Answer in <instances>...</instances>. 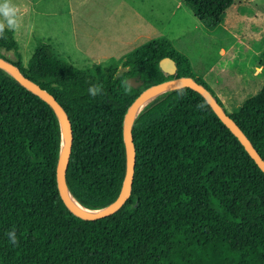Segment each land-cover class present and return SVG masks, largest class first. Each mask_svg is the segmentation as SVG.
<instances>
[{
    "label": "trees",
    "instance_id": "1",
    "mask_svg": "<svg viewBox=\"0 0 264 264\" xmlns=\"http://www.w3.org/2000/svg\"><path fill=\"white\" fill-rule=\"evenodd\" d=\"M233 1L183 0L209 30ZM6 36L0 57L49 92L68 116L66 184L87 209L108 205L119 192L122 119L141 90L189 76L223 107L166 40L144 43L95 74L57 58L47 41H38L23 65L14 32ZM163 57L174 61V75L159 69ZM128 78L140 84L133 88ZM91 84L103 85L105 94L92 98ZM225 112L264 161V83ZM131 134L129 197L109 216L78 218L56 189L60 138L52 109L0 69V264H264V174L197 92L183 87L155 97ZM12 229L16 245L5 235Z\"/></svg>",
    "mask_w": 264,
    "mask_h": 264
},
{
    "label": "rangeland",
    "instance_id": "2",
    "mask_svg": "<svg viewBox=\"0 0 264 264\" xmlns=\"http://www.w3.org/2000/svg\"><path fill=\"white\" fill-rule=\"evenodd\" d=\"M13 3L22 8L21 27L26 29L25 39L23 30L14 36L23 65L38 41L49 42L57 58L95 74L110 63L117 64L126 53L155 40L169 42L174 50L186 56L200 76L209 60L215 61L217 69L227 70L229 76L234 72L246 74L252 65L264 62V41L250 43L248 48L237 47L236 58L227 55L218 59V55L207 51L212 40L207 34L222 42L226 36L219 24L211 30L203 26L194 28L193 15L182 0H13ZM256 4L263 18L264 0H257ZM251 48L259 49V53L254 55ZM3 54L11 61L16 60L12 52ZM227 74H215L217 81L213 75L207 76L206 84L214 94L219 89L226 93L228 85L236 88L240 85L236 80L230 81ZM260 87L261 84L255 89H236V96L242 101L255 95ZM222 105L226 111H233L232 105Z\"/></svg>",
    "mask_w": 264,
    "mask_h": 264
},
{
    "label": "water",
    "instance_id": "3",
    "mask_svg": "<svg viewBox=\"0 0 264 264\" xmlns=\"http://www.w3.org/2000/svg\"><path fill=\"white\" fill-rule=\"evenodd\" d=\"M158 67L163 73L170 76L174 75L176 71V65L174 61L169 57L161 58L158 61ZM0 69L7 73L11 78H13L19 85L39 97L52 109L58 123L60 138L59 150L55 165L56 189L58 192V196L62 201L63 205L66 207V209L78 218L84 220H95L98 218L109 216L116 212L124 204L130 194L132 177L134 172L135 152L131 128L135 118L141 112V110L155 97L167 91L176 90L183 87L190 88L191 90L197 92L205 100V102L215 113L218 119L238 139V141L248 153L250 158L255 162L257 167L264 174V161L258 155L256 150L251 145L250 141L246 138V136L235 124V122L226 114L223 107L218 104L211 92L189 76L172 77L170 79H165L163 81L150 85L141 90V92L132 100V102L126 108L121 125L125 166L119 192L116 198L111 203L99 209H87L81 206L75 200L81 208L87 210L85 211L79 207H76L71 202V197L73 198V196L69 192L65 179V172L72 144V129L66 112L49 92L39 87L38 84L31 81L29 78L25 77L20 72L17 66H15L10 61L4 59L3 57H0ZM126 83L129 86L136 88L140 84V81H137L133 78H128L126 80Z\"/></svg>",
    "mask_w": 264,
    "mask_h": 264
},
{
    "label": "crops",
    "instance_id": "4",
    "mask_svg": "<svg viewBox=\"0 0 264 264\" xmlns=\"http://www.w3.org/2000/svg\"><path fill=\"white\" fill-rule=\"evenodd\" d=\"M256 1L257 0L233 1V3L225 10L221 22L219 23V27L222 29L223 33L226 36L225 42L218 41L216 37L213 36V34L209 33L207 34V36H210L212 40L209 41L210 50L208 49L207 51H211L215 55H218V59L225 58L227 57V55L236 58L238 56V52L235 51L237 47L248 48L250 46V43H263L264 17L262 18V13L259 8H257ZM245 5H247L248 8L245 9ZM19 10L22 16V8H19ZM193 19L194 28L201 29L202 26L199 21L194 16ZM22 30V39H25V27H21L19 31L14 32V36H18L19 32ZM251 49L254 55L259 53V49ZM214 62V60H209L205 71H203L201 75V78L205 81V83H207V76L213 75V78L215 79V81H217L215 74H218L217 76H219V74H227V70L222 68L217 69ZM228 79L230 81L236 80V83L240 85L237 88L235 85H228L227 90L229 91L225 93L222 89H219L217 93H215V95L220 98L222 104L232 105L233 109L239 107L241 102L243 101L237 98L236 89H255L256 87L260 86V84L262 86V84L264 83V75L261 72V66L259 63H257L256 65H252L248 69V73L246 74H243L241 72H234L233 74L230 73V76L228 75ZM233 98L234 101L232 103L231 100Z\"/></svg>",
    "mask_w": 264,
    "mask_h": 264
},
{
    "label": "clouds",
    "instance_id": "5",
    "mask_svg": "<svg viewBox=\"0 0 264 264\" xmlns=\"http://www.w3.org/2000/svg\"><path fill=\"white\" fill-rule=\"evenodd\" d=\"M21 14L18 6L13 3V0H0V39H7L6 30L17 32L21 28ZM127 93L128 88H124ZM88 94L95 98L98 95H104L103 85L91 84L87 89ZM9 242L13 245L18 244L17 234L15 229L5 233Z\"/></svg>",
    "mask_w": 264,
    "mask_h": 264
},
{
    "label": "bare ground",
    "instance_id": "6",
    "mask_svg": "<svg viewBox=\"0 0 264 264\" xmlns=\"http://www.w3.org/2000/svg\"><path fill=\"white\" fill-rule=\"evenodd\" d=\"M71 202H72L76 207L81 208V207L79 206V204L75 201V199L72 198V197H71ZM81 209L85 210L84 208H81ZM85 211H87V210H85Z\"/></svg>",
    "mask_w": 264,
    "mask_h": 264
}]
</instances>
